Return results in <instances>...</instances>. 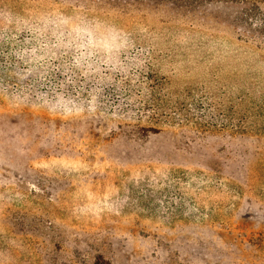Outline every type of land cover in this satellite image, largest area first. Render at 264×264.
<instances>
[{"label":"rangeland","instance_id":"1","mask_svg":"<svg viewBox=\"0 0 264 264\" xmlns=\"http://www.w3.org/2000/svg\"><path fill=\"white\" fill-rule=\"evenodd\" d=\"M0 264H264V0H0Z\"/></svg>","mask_w":264,"mask_h":264}]
</instances>
